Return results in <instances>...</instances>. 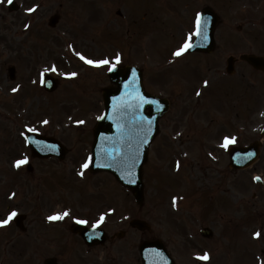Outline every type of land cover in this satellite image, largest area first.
Segmentation results:
<instances>
[{
    "label": "rangeland",
    "instance_id": "rangeland-1",
    "mask_svg": "<svg viewBox=\"0 0 264 264\" xmlns=\"http://www.w3.org/2000/svg\"><path fill=\"white\" fill-rule=\"evenodd\" d=\"M16 1L21 5L17 11L8 9L7 0L0 3V220L6 219L13 210L30 212L31 217L26 231L11 224L0 228V263L36 264L37 259L30 258L35 249L45 257L57 253L61 264H138V244L144 239L162 238L181 264H197V254L205 252L211 254V259L204 264H255L258 248L264 247V191L255 184L253 175L263 174L264 147L261 159L252 168L242 171L229 168L226 149L225 153L216 151L213 155L205 152L217 137L233 136L231 131L235 122L231 116L227 115L225 121L220 114L212 112L213 107L198 104L199 113L193 116L186 134L189 117L183 116L189 112V101L182 96V102L160 121V133L144 167L146 200L142 208L110 174H79L90 152L91 128L102 109L100 90L108 82L105 77L108 66H90L75 53H83L93 60L114 62L117 55L122 61L133 60L145 69L148 87L169 96L175 90V74L154 55H170L183 39L184 30L189 25L183 5L185 0ZM166 5H170L171 12L165 10ZM35 6H38L35 12L27 11ZM119 9L127 17L144 11L140 14V18L146 19L144 24H135L137 33H134V26L117 13ZM55 13L61 17L58 24L51 27L49 21ZM225 25L226 22L222 21L219 32ZM250 28L248 24L244 27L243 38L252 45L254 43L250 41L254 42L252 39L257 37L258 43L264 46V27H260L257 33H250ZM117 31H121L119 33L124 38L129 36L126 53L119 52L114 44L104 40L103 35L120 40L121 34ZM236 33L231 31L232 36ZM216 57L205 58L211 61ZM195 58V55L182 58L179 71L190 70L189 65ZM53 64L59 72L49 73L59 78L60 86L55 92L46 93L40 87V74L44 67ZM12 65L16 68L14 78L8 71ZM71 72L78 73V76L69 78L61 74ZM196 75L195 71L193 76ZM205 76L206 80L211 77L219 87L216 90L218 102L225 99L232 102L220 87L224 82L217 80L220 79L219 73L213 75L210 70ZM256 80L254 86H257L258 100L264 91L262 79ZM248 81V78L243 79L244 84ZM13 88L18 91L13 92ZM250 92L242 90V96L240 92L236 101L238 106L249 98ZM229 94L227 91L226 95ZM228 108L230 113L237 110ZM178 115L181 117L177 121ZM200 116L204 119L201 120ZM43 120L49 123L45 125ZM78 120L85 123L77 124ZM240 122L237 140L248 142L258 138L264 125V110L256 112L248 127L244 128L245 122ZM28 127H36L42 133L54 134L61 139L69 149L65 160L59 163L57 159L37 161L33 158L23 140ZM178 128L183 131L181 137L174 136ZM25 157L36 166L34 176L32 174L30 179L22 168L25 176L16 181L12 177L15 162ZM176 157L180 159L177 171ZM153 172L161 176V182L157 178V182L153 180L150 175ZM44 180L51 181L56 190L53 191L49 184L45 186ZM180 189L187 192L178 194L169 203L174 192L177 194ZM42 201L45 209L40 206ZM55 205H65V211L71 213L61 228L65 234L59 239V250H55L57 245L54 248L51 245L54 238H48L55 235L54 228L44 227V223L36 221L38 207L43 215H49ZM209 206L210 210L214 208L213 212L206 214ZM175 207L177 213L173 211ZM8 208L11 209L8 211ZM250 208L257 209L259 214L252 222H249ZM102 215L106 219L100 226L114 238L105 246L89 250L79 236L70 233L69 225L77 219L88 220V225H93ZM134 217L147 220L152 231L130 228L128 222ZM243 224L248 226V231L241 230ZM203 225L212 227L213 237L205 238L199 234ZM256 227L261 233L258 242L249 236L253 230L257 232ZM121 231L125 234L116 238ZM34 232L41 233V241L35 239ZM261 254H258L259 258Z\"/></svg>",
    "mask_w": 264,
    "mask_h": 264
},
{
    "label": "snow or ice",
    "instance_id": "snow-or-ice-1",
    "mask_svg": "<svg viewBox=\"0 0 264 264\" xmlns=\"http://www.w3.org/2000/svg\"><path fill=\"white\" fill-rule=\"evenodd\" d=\"M9 4L13 3V0H7ZM0 3H4V0H0ZM38 6L28 8L27 11L29 13L35 12L36 8ZM28 27V25H26ZM194 38H199L200 40L206 42L209 39L208 36V21H206L203 18L202 13H197L195 17V29L193 32H190L187 36V39L183 43L181 47H179L174 55L176 57H181L185 53L189 52L190 49L194 48L196 45L193 43ZM76 56H78L81 60H83L86 64L93 66V67H102V66H108L109 71H115L117 66L122 62V57L120 55H117L115 57L114 62L108 59H101V60H93L85 56L83 53L76 52ZM49 72H59V69L56 65H51L50 67H44L41 71V79L40 83L41 84H47L48 81L45 79V76ZM62 75L69 77V78H74L78 76V73L76 72H71V73H61ZM136 79V73L133 72V80L130 82L131 84L135 83ZM208 81H204V85H208ZM130 84H126L125 87H129ZM13 92L18 91V88H13ZM197 95H201V92H197ZM147 97H144L143 94L138 93L135 97H132L131 101H124L122 98V101L119 105L114 104L113 105V110L119 113H124L125 115H128L129 112H131V124H132V131L131 135L129 136L127 142H126V151H121L119 155L117 156L116 154L112 155V160L115 162L116 165H118L122 171L126 174L128 177V182L129 183H135V168L137 166V163L140 160V156L142 153L143 146L148 143L150 134L152 132V121L150 119H147L142 115V113L137 116V112H139V109L142 108L144 103H149ZM158 104V102H156ZM105 118L112 119L113 117L108 116L107 113L105 115H101L97 117V119L103 120ZM43 124L47 125L49 123L48 120H43ZM77 124H84L85 121L83 120H78L76 121ZM118 129L121 130V132H127V129H120V126L118 125ZM28 132H38L39 129L36 127H28L27 128ZM28 143H36L37 145H40L41 142L36 140L33 141L29 138H27ZM105 139H111V138H105ZM237 143V138L234 136H225L223 139V143L221 147L224 149H228L231 145H234ZM42 151H55V148L49 145H44L41 148ZM255 153H250L248 154L247 158H251L254 156ZM28 163V158L25 157L23 159H19L15 162V166L17 168H20L22 165H25ZM92 164V157H89L87 161L81 166L82 169H88L90 165ZM108 167H113V164L107 165ZM180 167L179 162L177 163V168ZM81 176H84L85 172L81 171L79 173ZM254 179L257 181H260L262 178L257 176ZM13 196H15V193H13ZM71 213L69 211H64V212H58L54 215H50L47 217L49 221H61L64 220L66 217H69ZM18 216V212L13 210L10 212L8 217L6 219L0 220V228L6 227L10 224L11 221H13L16 217ZM106 216L102 215L99 220L96 221L95 224L92 225L93 228H98L101 224L105 222ZM77 223L79 224H88L89 221L85 219H77ZM96 235H99V233H96ZM256 238L261 237V233L257 231L255 234ZM91 238V236L89 237ZM197 259L201 261H209L211 259V254L205 252L203 255L197 254Z\"/></svg>",
    "mask_w": 264,
    "mask_h": 264
},
{
    "label": "water",
    "instance_id": "water-1",
    "mask_svg": "<svg viewBox=\"0 0 264 264\" xmlns=\"http://www.w3.org/2000/svg\"><path fill=\"white\" fill-rule=\"evenodd\" d=\"M215 25H216V20L214 24H212V26H209V29H208V36L209 38H211V41H212L213 30H214ZM252 62L255 64L257 61L252 60ZM123 71H125L126 74L129 76L130 67H127L125 69H118L116 72H113L116 74L114 77L118 78L117 75L122 76ZM48 79L49 78H46V80ZM128 81H125V83H127ZM55 87H56V82L53 79L52 81H50V86H48L47 88L52 90ZM130 93H133V94H130ZM130 93L126 89L119 91L116 94H112V92L109 89H107L104 93L105 101L107 104V115L113 118L112 119L105 118L103 120H100V122L98 123V125L96 126L94 130L95 132L94 155L96 157L101 156L103 159L101 161L100 166L94 167V169L100 170L102 168H105L108 170H112L114 173L117 174V177L123 184L133 189L136 198L141 203L143 200L142 166H143V163L147 159V149L150 144V141L154 137L158 129L157 127L158 119L160 116H162L165 113V111L167 110V106L165 107L164 110H162L161 108L163 107L164 102L166 104V101L164 100L162 101L156 97L146 95L144 90H142L141 88V84L139 88H137L136 91H132L130 89ZM138 93L143 94V96L147 97L148 101L150 102L144 103L142 108H140L139 112H137L136 114L137 116H139L142 113L144 117L152 121V132L150 134L148 143L143 146L140 160L137 163V166L135 168L134 178L136 182L129 183L128 177L122 171V169L118 165L115 164L109 152H112L113 154H116L118 156L121 151L127 150L126 142L131 134L127 135L126 132L122 133L121 130L118 129V125L120 126V129H127L128 131H132V124L130 120L131 112H129L128 115H125L124 113L116 112L113 110V105L114 104L119 105L122 101V98L124 101H131L132 97H135ZM156 102H158V104ZM147 107H151V114L149 115L145 114L146 113L145 109ZM106 137L111 138V139H105ZM31 138H35V137L29 136V139ZM61 151L63 154V150ZM242 162H244V160H242ZM109 164H113V167H108L107 165ZM241 164L243 166L245 163H241ZM132 224L142 229L147 227V225L141 221H133ZM150 244L151 243H145L142 246L141 252L143 253L145 250H147L148 249L147 246H149ZM156 245L161 247L160 243H157ZM169 263L172 264V261L170 260V258H169Z\"/></svg>",
    "mask_w": 264,
    "mask_h": 264
},
{
    "label": "flooded vegetation",
    "instance_id": "flooded-vegetation-1",
    "mask_svg": "<svg viewBox=\"0 0 264 264\" xmlns=\"http://www.w3.org/2000/svg\"><path fill=\"white\" fill-rule=\"evenodd\" d=\"M240 49L238 48L237 50H235V54L234 55H236L238 58H239V56L243 53V52H241V51H239ZM224 52H226V51H224ZM262 55H264V51H261L260 52ZM229 55V54H228ZM236 73H235V76L237 75V77L239 78V79H243V77L244 76H246L245 75V72H243L242 73V71H243V69H249V70H252V71H254L253 69H252V67L251 66H249L246 62H244L243 60H240V59H237L236 60ZM255 73H260L262 76L264 75V72H260V71H254Z\"/></svg>",
    "mask_w": 264,
    "mask_h": 264
}]
</instances>
